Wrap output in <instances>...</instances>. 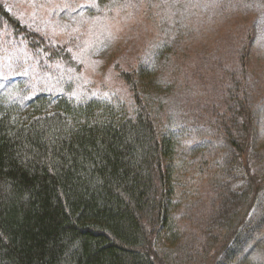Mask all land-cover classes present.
<instances>
[{
	"label": "trees",
	"instance_id": "obj_1",
	"mask_svg": "<svg viewBox=\"0 0 264 264\" xmlns=\"http://www.w3.org/2000/svg\"><path fill=\"white\" fill-rule=\"evenodd\" d=\"M158 1L143 0L144 20L162 34L155 49L171 44L167 25L178 12L165 4L152 13ZM3 29L50 60L72 62L65 42L0 0ZM255 40L247 28L223 68V107L204 134L183 133L171 117L157 51L116 65L129 106L111 95L67 93L0 108V264H264V116L250 91Z\"/></svg>",
	"mask_w": 264,
	"mask_h": 264
},
{
	"label": "rangeland",
	"instance_id": "obj_2",
	"mask_svg": "<svg viewBox=\"0 0 264 264\" xmlns=\"http://www.w3.org/2000/svg\"><path fill=\"white\" fill-rule=\"evenodd\" d=\"M5 1L24 22L49 34L55 43L65 42L72 62L50 60L46 52L1 30L0 108L21 110L33 95L67 93L77 98L111 95L129 106L130 92L116 65L128 68L139 55L147 61L157 51L162 56L154 62L161 64L171 117L183 133L204 134L209 125L205 122L214 121L223 107V68L235 58L244 31L252 27L256 40L250 91L264 116V0H157L152 13H163L165 4L178 7L177 20L167 25L171 44L157 49L162 34L144 20L143 0Z\"/></svg>",
	"mask_w": 264,
	"mask_h": 264
}]
</instances>
